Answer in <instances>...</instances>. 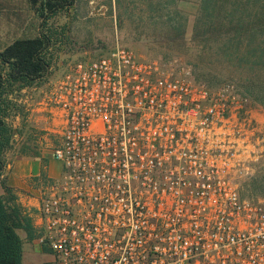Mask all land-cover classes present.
Segmentation results:
<instances>
[{
  "label": "built area",
  "instance_id": "built-area-1",
  "mask_svg": "<svg viewBox=\"0 0 264 264\" xmlns=\"http://www.w3.org/2000/svg\"><path fill=\"white\" fill-rule=\"evenodd\" d=\"M37 92L60 173L17 202L56 263L264 264V199L233 178L245 106L231 86L166 74L117 43Z\"/></svg>",
  "mask_w": 264,
  "mask_h": 264
},
{
  "label": "rangeland",
  "instance_id": "rangeland-1",
  "mask_svg": "<svg viewBox=\"0 0 264 264\" xmlns=\"http://www.w3.org/2000/svg\"><path fill=\"white\" fill-rule=\"evenodd\" d=\"M155 2L75 0L44 23L30 3L0 0V50L18 38L39 37L42 33L51 37V65L46 76L31 86L14 85L8 95L14 107L6 117L12 127L10 144L2 154L6 165L15 156H33L47 163L55 139L46 116H37L30 109L34 93L49 89L52 80L75 60L106 53L120 43L166 74L186 75L212 88H233L245 106L236 118L240 149L233 178L244 194L264 199V103L257 98H264V71L258 67L250 71L247 62L224 56L226 28L221 29L217 23L226 22L223 14L216 15V22L209 27L200 0H177L170 13L154 10ZM175 24L181 27L175 28ZM47 254L51 264H58L52 253Z\"/></svg>",
  "mask_w": 264,
  "mask_h": 264
},
{
  "label": "trees",
  "instance_id": "trees-1",
  "mask_svg": "<svg viewBox=\"0 0 264 264\" xmlns=\"http://www.w3.org/2000/svg\"><path fill=\"white\" fill-rule=\"evenodd\" d=\"M34 10L45 20L55 15L61 8L72 6L75 0H28ZM201 11L209 23L216 22V15L223 14L218 22L225 29L223 43L224 56L239 58L247 62L246 67H258L264 71V0H200ZM177 0H156V11L170 13ZM175 8V7H174ZM48 11V13H45ZM170 20H173L170 19ZM43 23V24H44ZM235 24V25H234ZM180 28L181 24H175ZM222 34V33H221ZM51 37L42 33L39 37L18 38L0 50V177L6 163L2 154L10 144L12 127L6 121L10 109L14 107L8 95L19 87L41 82L51 65L48 47ZM7 67V71L4 70ZM259 98L264 103V98ZM6 194L0 196V264H22L24 240L18 229L26 232L27 240L36 238L32 219L24 214L13 190L2 180ZM264 191V190H261Z\"/></svg>",
  "mask_w": 264,
  "mask_h": 264
},
{
  "label": "crops",
  "instance_id": "crops-1",
  "mask_svg": "<svg viewBox=\"0 0 264 264\" xmlns=\"http://www.w3.org/2000/svg\"><path fill=\"white\" fill-rule=\"evenodd\" d=\"M23 3L29 5L28 0H23ZM47 158V163L43 164L33 156H15L7 163L1 174L0 196L6 194L2 183L4 180L18 199L25 197L33 200L34 196L32 195L35 194L38 187L36 177L41 173L49 177L57 176L60 173V163L50 155H47ZM18 234L24 240L22 264H51V256L35 239L27 240L26 232L23 229H18Z\"/></svg>",
  "mask_w": 264,
  "mask_h": 264
}]
</instances>
